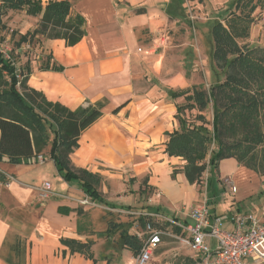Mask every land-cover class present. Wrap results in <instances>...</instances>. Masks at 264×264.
Masks as SVG:
<instances>
[{"label": "crops", "instance_id": "crops-1", "mask_svg": "<svg viewBox=\"0 0 264 264\" xmlns=\"http://www.w3.org/2000/svg\"><path fill=\"white\" fill-rule=\"evenodd\" d=\"M39 1L41 11L36 15H28L25 7L4 8L0 36L9 41L16 56L15 66L26 78L28 88L71 111L90 106L99 109L101 117L79 135L77 148L69 156L71 165L100 177L111 172L119 178L128 176L133 185L121 184L120 192L129 189L138 192V197L153 193L138 210L140 215L151 216L150 223H158V228L170 225L178 233L167 220L192 225L188 215L199 205L197 185H190L181 172L186 162L168 156L165 148L166 133L178 129L176 104L183 102L182 97L171 99L169 91L189 85L187 71L174 68L173 59L167 57L168 42L182 25L190 26L192 14L202 19L197 14L199 8L208 11L205 20L209 21L211 36L213 23L225 25L231 18L235 0H206L205 6L192 0ZM58 1L69 3V22L73 23L76 16L84 21L85 36L73 47L62 39L29 35L38 27L44 7ZM251 31L253 36L256 29ZM23 37L26 40L22 41ZM220 169L214 189L227 193L235 203L256 197L259 206L251 214L259 216L264 210L262 178L233 158L221 160L216 170ZM0 172L13 178L9 187L0 182V264H114L115 250L110 243L105 242L110 251L102 258L94 250L106 236L105 232L98 235L94 231L90 210L104 206H81L79 201L86 195L80 185L62 180L48 152L42 161L38 156L19 163L4 158ZM226 177L233 182L234 194L222 184ZM44 183H50L53 194L47 200L38 195ZM124 195L115 203L103 197L115 207L105 209H129L131 206L121 204ZM236 210L231 208L230 213ZM209 216L224 218L222 230L234 229L230 216L210 209ZM141 230L132 234L138 240L135 232ZM65 240L92 243L91 258L64 246ZM207 244L214 246L215 241L209 239ZM120 250L117 263L133 257L124 245ZM132 260L134 264V257Z\"/></svg>", "mask_w": 264, "mask_h": 264}, {"label": "trees", "instance_id": "trees-1", "mask_svg": "<svg viewBox=\"0 0 264 264\" xmlns=\"http://www.w3.org/2000/svg\"><path fill=\"white\" fill-rule=\"evenodd\" d=\"M23 7L28 15L41 11L39 0H0V16L4 8ZM233 7L225 25L216 21L210 28L212 83L207 89L192 86L169 91L171 99L182 97L183 103L176 104L177 131L166 133V153L186 162L181 172L190 185H199L206 169L209 173L216 170L226 158L257 171L259 166L264 172V47L240 45L249 37L252 13L264 9V0H235ZM44 8L38 27L29 35L62 39L68 47L84 38V21L76 16L73 23L69 22L71 7L67 1L48 3ZM208 111L211 122L205 117ZM192 112L193 119H187L186 114ZM100 117L96 107L71 111L47 101L43 94L28 88L26 78L0 57V161L7 158L19 163L48 152L62 180L79 184L92 203L115 208L98 191L100 176L74 168L69 159L81 132ZM209 180L207 177V186ZM0 182L6 183L1 172ZM138 220L144 226L143 218ZM120 235L124 247L136 257L139 240L124 231ZM62 244L87 258L92 256V243L65 240Z\"/></svg>", "mask_w": 264, "mask_h": 264}, {"label": "rangeland", "instance_id": "rangeland-1", "mask_svg": "<svg viewBox=\"0 0 264 264\" xmlns=\"http://www.w3.org/2000/svg\"><path fill=\"white\" fill-rule=\"evenodd\" d=\"M192 1H197L200 6H205L206 4V0ZM197 14H199L202 19L194 18L195 15L192 14L193 18L191 16V18L189 17L190 20L193 21V23L191 21L190 26L184 24L182 25L179 33H177L175 36L170 35L167 57L169 59H173L174 68L183 70L185 69L187 71V78L189 79V85L187 87L188 89H190L192 86L207 89L212 82V77L210 75V55L213 49L212 39L210 33L208 32L209 21L205 20L208 18L209 14L208 11L203 8H199L197 10ZM225 14L228 13L226 12L224 15ZM252 16L254 17V21L250 26L249 31H251V29L252 31L253 29H256V33H254L253 36H250L249 34V37L246 40L241 41L240 45L264 47V12L261 11L258 13L256 10L252 13ZM2 31L3 29L0 25L1 34ZM12 57L15 62L16 56L13 53ZM182 103L183 102L180 104ZM194 114L195 112H192L190 116L186 114V118L191 120L193 119ZM211 116V111L205 113V117L209 122L212 121ZM243 166L247 168L245 165ZM257 168L261 173L250 167L247 169L255 171L264 181V177L262 176V174L264 175V172L259 166ZM221 172L222 169L218 171L214 170L209 173L208 168L206 169V172L203 174L202 182L196 186L200 195L197 198V204H199L205 197L211 212H216L218 215L223 213L227 216H230L231 219L237 215H250L251 212H253V208L259 206L256 197H250L245 201L235 203L234 198L229 197L227 193L225 194L222 193V190L214 189L215 185L218 183V173ZM207 177H210L208 186L205 185ZM100 179L101 182L98 186V191H100L106 200L110 199V201L115 203L116 201H119L118 199L125 193V197L123 199L124 203L121 204L124 206H131L129 209L125 207L121 209L106 210L105 207H102L101 209L90 210L92 211L91 222H93L94 231L98 233V235L105 232L104 235L106 236L102 239L103 241L100 240V242L94 246L96 255L99 258H102L103 255H108V252L110 251V245L105 243L108 242L112 245L113 250H115V253L112 255L115 259L114 264H120L116 261V258L121 254L120 249L123 247L120 233L124 231L127 234L132 235L134 231H139L142 229L143 226L138 220L139 217L142 218L140 215L142 212L138 209L140 207H144L147 198L153 197V193L145 195L144 197H138L136 195L138 192H132L129 189H127V191L125 190L124 192H120L121 184H126L127 186L133 185L129 183L130 178H128L126 175H123L122 178H119L111 172L104 175V177H100ZM102 192H107V195L105 196V194ZM236 207L238 210H236V213L232 215L230 210L231 208H234L235 210ZM102 211H104L105 214ZM109 222H111V227L108 232H106ZM152 224L155 228H158L159 226L156 222H153ZM163 231L168 234H175L170 225H165L163 227ZM155 249L156 250L152 254L150 264H203L196 253H193L191 250L185 248L180 241L173 239L169 235L163 236L160 245ZM116 251L119 253L117 254ZM129 258V261H123V259L125 260L124 257L121 259L123 261L121 263L133 264V257L130 255Z\"/></svg>", "mask_w": 264, "mask_h": 264}, {"label": "built area", "instance_id": "built-area-1", "mask_svg": "<svg viewBox=\"0 0 264 264\" xmlns=\"http://www.w3.org/2000/svg\"><path fill=\"white\" fill-rule=\"evenodd\" d=\"M12 53L9 41L0 36V57L16 68ZM19 73L16 68V74ZM38 160L42 161V156H38ZM11 182L13 178L6 175L5 187H9ZM222 184L231 194L235 193L236 189L230 178H224ZM38 195L41 200L49 199L53 195L50 183H44L38 190ZM79 204L93 206L87 196L81 199ZM141 216L146 222L141 232H135L140 240V251L134 257V264H150L155 248L160 245L165 235L180 241L185 248L196 253L203 264H264V210L259 216L251 214L232 217L234 229L228 232L220 228L223 217L210 218L205 197L188 215L193 221L192 225L167 220L178 230L175 234H168L162 228H155L150 223L151 216L147 214ZM209 239L215 241L214 246L207 244Z\"/></svg>", "mask_w": 264, "mask_h": 264}]
</instances>
